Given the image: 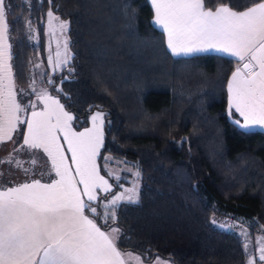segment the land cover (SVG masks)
<instances>
[{"label": "trees", "instance_id": "obj_1", "mask_svg": "<svg viewBox=\"0 0 264 264\" xmlns=\"http://www.w3.org/2000/svg\"><path fill=\"white\" fill-rule=\"evenodd\" d=\"M221 2L228 0H205V8ZM252 2L234 0V10ZM6 3L17 85L28 86L36 64H46L52 11L68 22L72 60L67 69L45 72L42 82L73 115L74 129L86 128L94 111L104 114L100 165L110 154L140 173L139 200L119 204L116 221L103 223L100 201L118 184L98 196L91 214L102 230H121L118 249L145 263L247 264L246 239L212 223L230 216L246 228L247 241L264 235V131L240 130L227 110L226 84L237 62L170 54L148 0Z\"/></svg>", "mask_w": 264, "mask_h": 264}, {"label": "snow or ice", "instance_id": "obj_2", "mask_svg": "<svg viewBox=\"0 0 264 264\" xmlns=\"http://www.w3.org/2000/svg\"><path fill=\"white\" fill-rule=\"evenodd\" d=\"M233 3L234 0L221 2L212 10L205 8V0H151L152 23L162 29L173 55L215 49L243 62V67H237L228 80V115L231 118L234 109L243 118V123L239 119L232 120L242 131L264 128V0H253L251 6L242 11L234 10ZM8 7L6 0H0V142L12 139L17 123H27L23 145L13 151H22L24 146L29 150L42 148L58 179L51 183L33 179L31 183L0 189V264H126L124 256L131 254H123L117 247L121 230L102 231L86 214L96 215L97 208L82 198L96 201L97 189L109 193L113 187L99 174L95 163L104 139V114L97 111L91 117V127L75 132L70 123L73 115L64 110L59 100L42 91L39 99L44 109L33 110L30 117L21 120L17 113L29 106L35 109V104L22 106L13 90L14 73L9 63L11 45L8 43L10 28L6 19ZM47 15L50 26L53 20H59L52 11ZM28 27L31 29L30 21ZM58 27L65 32L68 22L61 21ZM56 55L54 69L71 59L66 40L64 58H60L59 51ZM58 132L63 134L72 154L75 176L65 162ZM5 162L12 163V153L7 161L0 160V163ZM16 166L22 168L23 161L16 160ZM134 175L139 176V171ZM78 185H83L82 193ZM138 187L134 183L132 188L124 189L123 193L101 205L105 210L103 219L116 221L115 209L122 201L137 203ZM212 223L217 222L213 220ZM219 226L229 230L234 227L228 222ZM242 234L247 241V232ZM258 242L259 262L264 264V236L259 237ZM248 247L246 242L245 253ZM140 259L135 257L138 264ZM155 264L169 262L157 257ZM247 264H256V261L249 257Z\"/></svg>", "mask_w": 264, "mask_h": 264}, {"label": "rangeland", "instance_id": "obj_3", "mask_svg": "<svg viewBox=\"0 0 264 264\" xmlns=\"http://www.w3.org/2000/svg\"><path fill=\"white\" fill-rule=\"evenodd\" d=\"M48 12L46 13V19H45L46 64L43 65V63H41V62L36 64V65H39V67H36V68L33 69L34 70L33 79H31L30 84L28 86H26V87H19L17 85L16 81H15V77H13V79L15 81V84H16L15 85L16 99H17V102L20 103L22 106L35 104V107H36L38 105V103H42L43 104L42 100L39 99V94L42 91H46L49 96L59 100L60 104L63 105L58 97L51 95L47 91L44 83L42 82V76L45 74V72L53 74V73H56V72H60L62 69H67L69 67V65L71 63V60H72V53H71V50H70V47H69L68 28H67V30L65 32H61L60 31V29L58 27L59 23L61 21H66V20L60 18L54 12H53V16L54 17H58L59 20H53L51 22V26H50L49 17L47 15ZM8 36H9V33H8ZM65 40L67 41V52L71 54V59L68 60L66 65H64V66H62L60 68L54 69L52 64H54L56 59H57V55H56L57 51H59L60 54H61L60 58L61 59L64 58V55H65ZM8 43L11 45L10 36H9ZM11 51H12V47L10 48V52ZM50 57H51V63H50ZM9 63L11 64V59L9 60ZM11 66H12V64H11ZM12 71H13V69H12ZM30 109H33V108L29 106V107L25 108V110L23 112H20L21 113V118L23 120L27 119V114L30 112ZM96 112L97 111H94L90 115L89 120L91 119V117ZM53 119H55V118H53ZM103 120H104V118H103ZM53 123H55V120H54ZM70 123H71V127H72V122H70ZM91 126H92V122L86 128H89ZM72 130L75 131V132L83 131V129L76 130L73 127H72ZM60 136L63 137V134L59 133V138H60ZM65 147H66V149H65ZM65 147H64V149L61 148L62 151H63V155L65 157V162H66L67 165L70 163V166H71L72 161L70 162V159L72 160V154H71L70 151H68V145H67L66 142H65ZM101 148H102V146L100 147L99 153L97 154L96 159H95V163H96L97 169L99 170V174L101 176H103L106 180H108L109 184H111L113 186H114V184L122 185V187L119 186L117 192L115 194H113L112 196L108 197L107 200H110L113 196H115L117 194L123 193L124 189L132 188L134 183L138 184V186H139V176H135L134 175V173L138 171L136 165L133 162L129 161L128 159L114 157V156H112L110 154H105L103 156L102 163L100 165V163L98 161V156L100 154ZM106 157H110V159H105ZM36 161H37V163L34 165V167L37 166V165H41L42 166V160H40V161L36 160ZM73 166H74V169H75V165L74 164H72V167ZM42 167L43 168H41L42 169V171H41L42 172L41 173L42 176L41 177L49 175L50 172H52V173L54 172L52 170V167H50V168L47 167L48 169H50V172L46 169L45 166H42ZM102 169L105 171L106 175L104 173H102V171H101ZM109 173H112V175L110 176ZM117 177H119V180H117ZM138 190H139V187H138ZM138 190H137V192H138ZM82 192H83V185H82L81 193ZM96 194H97V197H98L100 194H104V192H102L100 189H97L96 190ZM82 198L85 200L86 203H90V202L87 201L86 197L82 196ZM107 200L102 201L101 205L105 204L107 202ZM123 202H127V201H122L119 204H121ZM104 211L105 210H103V213H104ZM103 213H102L101 219H102L103 223H105L106 220L103 219V215H104ZM213 220H215L217 222L216 225H218V226H219V224H221L223 222H228V223L234 225V227L231 230H229L227 228H223V229H225L227 231H235L236 233L241 235L243 238H245V236L242 233L246 232V228L241 224V222L239 220H237V219H235L233 217H230V216L213 217L212 221ZM113 228H115V227H113ZM111 229L108 230V232H106V233H109L111 231ZM261 236H264V235L255 236L253 241H245V243L247 242L248 246H249L248 247V251H247L248 259H249V257L254 258V257L258 256V253H255V247H258V245H259L258 238L261 237ZM125 254H129V253H125ZM136 256L137 255H134V254H131V256L125 255L124 259L126 261V264H138V262L135 260ZM161 260H164V259L161 258ZM155 261L153 263H150V264H155ZM168 262H169V264H171L170 261H168ZM139 264H146V263H143L141 261V259H140Z\"/></svg>", "mask_w": 264, "mask_h": 264}, {"label": "crops", "instance_id": "obj_4", "mask_svg": "<svg viewBox=\"0 0 264 264\" xmlns=\"http://www.w3.org/2000/svg\"><path fill=\"white\" fill-rule=\"evenodd\" d=\"M148 1L151 4V0H148ZM212 10H214V9H212ZM153 13H154V10H153ZM153 25L157 29L162 31V29L159 26H157L155 24H153ZM165 42H166V46H167L166 36H165ZM167 49L170 52V54H172L171 50L168 47H167ZM202 53L218 54V55H222V56H225L227 58H231V59L235 60L237 62V64H236V67H235V69L233 71H235L236 68L239 67V64L242 63V62H240L238 60V58L233 57V56H231V55H229V54H227L225 52L217 51L215 49H209L208 51H203V52H196V53H192L190 55L202 54ZM190 55H173V56H190ZM230 78H231V75L229 76L228 80ZM12 84H13V90L16 92V90H15V85L16 84H15L14 79L12 80ZM226 91H227V110H228V81H227V84H226ZM43 109H44V104L38 103V105L35 107V109H30V112L27 114V118L31 116V113H32L33 110L42 111ZM17 114L21 117V113H17ZM231 118H232V120L233 119H239L241 121V123H243V118L240 117L239 114L236 113L234 109L232 110V117ZM21 120H23V119L21 118ZM54 120L55 119H53L52 122H54ZM90 123H91V119L89 120V125H90ZM72 127H73V125H72ZM249 130L264 131V128L254 127V128L249 129ZM26 132H27V123H17L16 129L12 132V139L0 142V160L7 161L8 158H9V154L12 153V163H7V162L0 163V189L17 186V185L22 184V183H31V181L33 179H39L41 181V183H51L52 180L58 179V177L55 175V172L52 173V172H50V169L47 168V167H49V168L52 167L51 166V160L49 159L47 153H45L42 148L41 149H31V150H29L27 148V146H24L22 151H19V152H14L13 151L14 149L21 148V146L23 145L24 134ZM57 135L59 137V132L57 133ZM58 143L60 144L61 148L64 149L65 140H64V138L62 136H60V138L58 139ZM65 149H66V147H65ZM16 160L23 161V167L22 168L16 166ZM33 160H38V161L42 160V166H45L46 169L50 172V174L41 177L42 176V174H41L42 173L41 172L42 169L41 168H43V167L41 165H37V166L34 167V164H32ZM98 160H99V156H98ZM71 161L72 160L70 159V162ZM68 167L70 168L72 174L75 176L74 166L72 167V164L70 166V163H69ZM25 168H27L29 170L27 173L23 170ZM75 178L77 180H79V177L76 176ZM78 187L82 191V185H78ZM106 194L107 193L100 194V195L104 196ZM112 195H110V196H112ZM110 196H107L105 199L101 200L100 204H101L102 201L107 200L108 197H110ZM96 201L90 202L92 204V206L96 207L95 206V202ZM86 214H88L90 216V218H92L91 214H89V213H86ZM102 231L108 232V230H102ZM259 245H258V247H255V253H258V256L253 258L256 261V264H260V262H259V255H260L259 247L260 246ZM122 253L123 254L131 253V254L137 255V254L132 253V252H122ZM156 259L157 258H155L150 263H153ZM143 263H145V262H143ZM150 263H146V264H150Z\"/></svg>", "mask_w": 264, "mask_h": 264}, {"label": "built area", "instance_id": "obj_5", "mask_svg": "<svg viewBox=\"0 0 264 264\" xmlns=\"http://www.w3.org/2000/svg\"><path fill=\"white\" fill-rule=\"evenodd\" d=\"M245 62H246V61H245ZM239 67H241V68L243 67V62L239 64Z\"/></svg>", "mask_w": 264, "mask_h": 264}]
</instances>
